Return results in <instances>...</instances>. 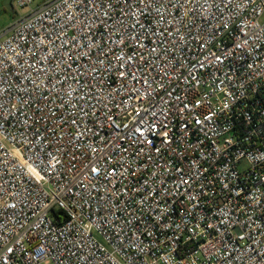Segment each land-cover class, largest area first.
I'll return each mask as SVG.
<instances>
[{"label": "built area", "instance_id": "built-area-1", "mask_svg": "<svg viewBox=\"0 0 264 264\" xmlns=\"http://www.w3.org/2000/svg\"><path fill=\"white\" fill-rule=\"evenodd\" d=\"M0 264H264V0H52L0 38Z\"/></svg>", "mask_w": 264, "mask_h": 264}, {"label": "rangeland", "instance_id": "rangeland-1", "mask_svg": "<svg viewBox=\"0 0 264 264\" xmlns=\"http://www.w3.org/2000/svg\"><path fill=\"white\" fill-rule=\"evenodd\" d=\"M50 1L52 0H35L30 7L21 8L16 5L15 0H0V38L21 19Z\"/></svg>", "mask_w": 264, "mask_h": 264}]
</instances>
